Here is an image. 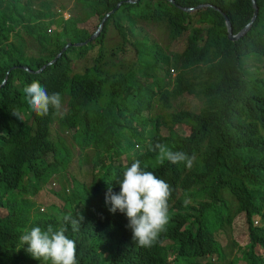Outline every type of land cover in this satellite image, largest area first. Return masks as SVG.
I'll return each instance as SVG.
<instances>
[{"label": "trees", "instance_id": "trees-1", "mask_svg": "<svg viewBox=\"0 0 264 264\" xmlns=\"http://www.w3.org/2000/svg\"><path fill=\"white\" fill-rule=\"evenodd\" d=\"M75 1L82 12L65 19L50 4L34 9L33 0H0V264H50L34 259L19 237L32 227L55 231L61 226L76 243L77 264H264V0H256L258 17L235 43L228 40L218 11L185 12L177 5L221 8L237 35L252 20V0ZM120 1L86 47L70 48L39 75L19 68L36 72L68 44L84 43L94 33L85 28L89 20L98 28ZM149 26L163 28L173 42L185 37V50L165 54L150 37ZM110 28L119 44L107 49ZM96 48V56L88 59ZM129 51L139 57L137 63L118 70ZM117 59L120 64L114 63ZM81 60L89 66L74 73ZM33 81L49 94L59 93L67 112L50 108L46 116L37 115L23 92ZM183 97L199 105L176 109L172 99ZM55 122L74 135L82 152H93L87 164L92 180L73 178L69 192L66 180L56 193L62 205L40 212L33 200L39 188L72 162L67 145L52 137ZM183 127L189 134L178 129ZM157 143L194 157L192 167L185 161L161 164L159 150H152ZM133 159L172 189L169 221L147 248L133 241L126 216L110 213L105 204V193L109 187L119 191L116 181ZM66 215L83 218L78 230H72L71 221L65 223ZM242 217L248 244L234 241L241 255L232 260L217 236L232 231Z\"/></svg>", "mask_w": 264, "mask_h": 264}, {"label": "clouds", "instance_id": "clouds-1", "mask_svg": "<svg viewBox=\"0 0 264 264\" xmlns=\"http://www.w3.org/2000/svg\"><path fill=\"white\" fill-rule=\"evenodd\" d=\"M49 4L52 6V9H56L54 0H33L34 9H42ZM37 6L39 7L36 8ZM84 43L74 45L68 44L66 46H69L67 51L72 47L84 48L90 44L78 46L84 45ZM47 66L48 65L45 66L46 68L43 67L40 70L44 68L46 70L53 65ZM40 70L32 72L28 69L27 73L39 75L45 71L43 70V72L38 73ZM174 72L175 70H171V74ZM8 74L10 75V72H8ZM9 75L7 76L6 74V83ZM23 92L25 93V99L28 105L39 116H46L50 108L57 111H59V109L62 110V106L66 104V102L62 103V98L59 93L49 94L37 81H33L31 84L26 85ZM12 114L19 119L18 112H13ZM139 147L140 145L137 144L136 148ZM157 149L159 150V161L161 164H163L165 160L172 164L185 161L187 168L192 167L194 157H188L181 151H171L159 143H157L152 150L155 151ZM116 183L119 185L118 192H113L111 187H109L105 193V204L110 205L108 211L113 214L120 212L126 216L128 221L126 227L131 230L132 239L136 245L145 248L151 247L158 235L165 230V226L169 221L168 200L172 191L171 186L166 181L160 179L154 172L142 168L141 162L138 159H133L130 166H126L122 177L116 181ZM185 203H187V201ZM82 219V217H79V219H72L70 215L63 217L65 223L71 221L73 231L78 230V226ZM66 231L67 228L65 226H61L55 231L52 227H48V229L44 231H42L40 227H32L30 230H26L19 237V240L22 246H27L25 250L38 261L43 260L50 262V264H77L76 243L65 235Z\"/></svg>", "mask_w": 264, "mask_h": 264}, {"label": "rangeland", "instance_id": "rangeland-1", "mask_svg": "<svg viewBox=\"0 0 264 264\" xmlns=\"http://www.w3.org/2000/svg\"><path fill=\"white\" fill-rule=\"evenodd\" d=\"M56 4V9L58 10V14H62L65 19L70 18L72 15L80 14L82 12L80 6L75 5V0H54ZM37 6L36 8H38ZM95 23L94 19L89 20V23L85 26V28L88 30L89 33H93L96 31V27L94 29ZM110 39L106 40V48L112 49L114 46H117L118 39L115 37V35H111L113 33V29L110 28ZM148 31L150 33V37L155 41V43L159 44L160 47L163 49V52L167 55L174 56L181 54L185 50V40L186 38H182L181 40H178L176 42H173L169 39L168 33L163 29L159 27H148ZM52 32V31H51ZM31 49L34 47L33 43H29ZM31 49H29L31 51ZM33 50V49H32ZM97 48L90 52L88 55V59L90 57H95L97 54ZM73 57V56H72ZM138 56L135 55V52L129 51L126 53V56L124 60L121 62V60L117 59L114 61V63L121 62L122 65H120L118 70H126L130 69V66L134 63H137ZM122 59V58H121ZM89 66V63L86 62V60L77 61L74 66V73H83L85 70V67ZM115 69V71L117 70ZM251 72H254L252 69ZM142 73H139V75ZM158 77L163 78V73H157ZM177 75V72L175 71L172 73V78H175ZM264 76V72L260 73V77ZM143 78L142 76H140ZM144 84L151 83V81L143 80ZM172 102L176 109L180 110H189L194 109L195 106L199 105L198 101L193 97H183L181 99H172ZM68 110L67 104L62 106L61 115L63 113H66ZM179 130H182L183 133L189 134V130L187 127L178 128ZM162 133L164 135H167L166 130L163 129ZM58 136L65 145L70 149V152L72 153V162L70 163L68 169L65 173H60L59 176L53 177L49 183L46 185L45 188L40 187L39 191L37 193V196L33 199L34 202L37 204L40 212H46L48 211L49 206L57 204L62 205L58 197L56 196V193L61 192L62 188L66 185V180L70 182L67 186V191L72 190L73 185L72 181L73 178L79 180L82 183H89L92 180V175L90 171V166L87 165L90 163L92 158V151L85 150L82 152L80 146L77 144V142L74 140V135L70 134V132L63 129L58 122H55L53 126V137ZM123 161L125 162V156L122 157ZM50 161L55 162L54 158H50ZM68 178V179H67ZM68 191V192H69ZM62 207V206H59ZM234 227L231 230H228L224 234H218V241L220 244L225 248V251L229 255V258L232 259L236 256H240L241 252L239 249H234L233 243L234 241L241 247H245L248 244V233H244L245 228V222L242 218H237L234 222ZM256 227H260V220L257 219L255 223ZM232 259V260H234ZM230 260V262L232 261ZM215 264H229L228 260L224 261H217ZM239 264H245L243 260L239 262Z\"/></svg>", "mask_w": 264, "mask_h": 264}, {"label": "water", "instance_id": "water-1", "mask_svg": "<svg viewBox=\"0 0 264 264\" xmlns=\"http://www.w3.org/2000/svg\"><path fill=\"white\" fill-rule=\"evenodd\" d=\"M170 2H172L173 4H176L174 0H169ZM125 2H129V3H135L136 0H125ZM123 3V1L119 2L115 9H113L111 12H109L108 14H106L102 20H101V23L98 27V29L96 30V32H94V34L84 43V45H78V46H86L88 43L94 41L98 35L100 34L102 28H103V25H104V21L106 20V18L112 14L117 8H119V6ZM252 3H253V8H254V15L252 17V20L250 21V24L247 25L239 34L235 35L234 34V31H233V26L231 24V21L229 19V17L222 11L221 8H218L214 5H211V4H200L198 5L196 8H185V7H181L179 5H177L178 8L182 9L183 11L185 12H194V11H197V10H200V9H204V8H207V7H211L212 9L218 11L219 13L222 14V16L225 18V23H226V28H227V33H228V40L230 42H238L240 40H242L248 33L249 31L251 30L252 26L254 25L257 17H258V14H259V7L257 5V1L256 0H252ZM69 47V46H68ZM68 47H66L62 53H60L57 58L50 64H48V66H52L54 65L61 57L62 55L67 51ZM47 66V67H48ZM18 68V67H17ZM21 70L27 72L28 69L25 68V67H19ZM46 68V67H45ZM45 68L43 70H45ZM13 69H16V68H13ZM43 70H40L38 73L40 72H43ZM31 73V72H30ZM9 74H7L8 76ZM6 84V79L5 81L3 82V84L1 85V87H3L4 85Z\"/></svg>", "mask_w": 264, "mask_h": 264}]
</instances>
